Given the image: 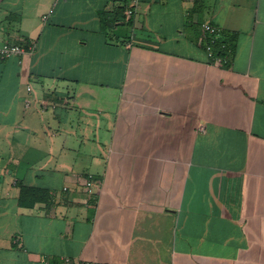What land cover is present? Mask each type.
I'll return each mask as SVG.
<instances>
[{
    "label": "crops",
    "instance_id": "0c3cea01",
    "mask_svg": "<svg viewBox=\"0 0 264 264\" xmlns=\"http://www.w3.org/2000/svg\"><path fill=\"white\" fill-rule=\"evenodd\" d=\"M5 43L0 264H264V0H0Z\"/></svg>",
    "mask_w": 264,
    "mask_h": 264
},
{
    "label": "built area",
    "instance_id": "2783aa9c",
    "mask_svg": "<svg viewBox=\"0 0 264 264\" xmlns=\"http://www.w3.org/2000/svg\"><path fill=\"white\" fill-rule=\"evenodd\" d=\"M128 16L133 14V10H128ZM46 19V17H44ZM200 39L205 47L207 57L211 63L228 64L231 57V49L228 42L222 34V30L215 25L204 23L200 34ZM36 49L35 44L29 46H21L16 44L5 43L0 47V59H9L12 57H22L23 55L34 52ZM28 92H32L30 86L27 87ZM32 100H25L26 107H30ZM46 106V103H43ZM88 192L92 193L93 189L88 187ZM61 264H72L71 259L65 257ZM80 264H103L96 261H85Z\"/></svg>",
    "mask_w": 264,
    "mask_h": 264
},
{
    "label": "trees",
    "instance_id": "16d2710c",
    "mask_svg": "<svg viewBox=\"0 0 264 264\" xmlns=\"http://www.w3.org/2000/svg\"><path fill=\"white\" fill-rule=\"evenodd\" d=\"M230 47V46H229ZM233 53V49L230 47ZM21 202L24 205L31 206L36 200L46 197V193L31 187H23L21 190Z\"/></svg>",
    "mask_w": 264,
    "mask_h": 264
},
{
    "label": "rangeland",
    "instance_id": "374dc122",
    "mask_svg": "<svg viewBox=\"0 0 264 264\" xmlns=\"http://www.w3.org/2000/svg\"><path fill=\"white\" fill-rule=\"evenodd\" d=\"M33 107H35V104H33Z\"/></svg>",
    "mask_w": 264,
    "mask_h": 264
}]
</instances>
